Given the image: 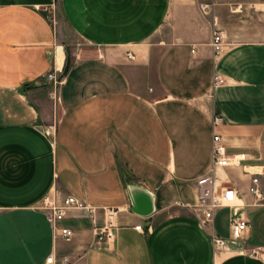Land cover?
<instances>
[{
  "label": "crops",
  "instance_id": "1",
  "mask_svg": "<svg viewBox=\"0 0 264 264\" xmlns=\"http://www.w3.org/2000/svg\"><path fill=\"white\" fill-rule=\"evenodd\" d=\"M62 22L85 47L70 53ZM216 132L241 161L215 171L238 199L212 227L193 205ZM256 170L264 191V0H0V264L51 253L73 264H264ZM55 191L97 208L99 222L118 209L113 239L96 242L83 208L61 222L72 239L56 238L38 208ZM137 193L151 214L133 211ZM234 209L250 224L243 239L232 237Z\"/></svg>",
  "mask_w": 264,
  "mask_h": 264
},
{
  "label": "built area",
  "instance_id": "2",
  "mask_svg": "<svg viewBox=\"0 0 264 264\" xmlns=\"http://www.w3.org/2000/svg\"><path fill=\"white\" fill-rule=\"evenodd\" d=\"M58 0H52V6L55 7ZM213 5H202L204 10H210ZM227 43L221 29L216 28L213 33L212 46L216 54L224 51ZM132 58L133 55L129 54ZM46 80L54 85V88L61 84L62 79L56 70L50 71L46 75ZM224 79L220 75L215 76V84L223 82ZM54 98H57V94ZM219 118L216 117L214 125L218 123ZM241 159L237 156L228 154L227 146L224 143L222 136L219 133L214 134L212 147V160L209 170L197 179L198 198L193 205V211L196 219L204 226H212L216 211L221 207H232L238 199V192L234 187H222L217 184L215 171L220 167H228L231 165H240ZM252 184L249 191L256 197V203L264 202V191L260 187L259 170L254 171ZM38 208L42 210L48 222L55 232L56 238H62L65 241H70L74 236L71 228L61 225V222L66 218L68 212L74 208L86 209L94 223V235L97 243L101 244L113 239L116 223L114 217L118 213V209L109 207L104 209V221L99 222L97 218V208L87 205L83 200L74 195L62 196L56 191L46 195L40 202ZM250 227L249 221L241 217L237 209L233 210L230 218V228L232 237L235 239H243ZM141 230L142 225L135 227ZM212 243L217 249L225 247L227 239L216 233L212 234ZM45 264H73L70 255L58 257L55 253H51L46 257Z\"/></svg>",
  "mask_w": 264,
  "mask_h": 264
},
{
  "label": "rangeland",
  "instance_id": "3",
  "mask_svg": "<svg viewBox=\"0 0 264 264\" xmlns=\"http://www.w3.org/2000/svg\"><path fill=\"white\" fill-rule=\"evenodd\" d=\"M60 27L64 36L65 45L69 49L70 53H72L76 48H83L86 46L81 38L76 35V33H74L65 23L62 22Z\"/></svg>",
  "mask_w": 264,
  "mask_h": 264
},
{
  "label": "water",
  "instance_id": "4",
  "mask_svg": "<svg viewBox=\"0 0 264 264\" xmlns=\"http://www.w3.org/2000/svg\"><path fill=\"white\" fill-rule=\"evenodd\" d=\"M132 209L141 215H149L152 213L153 206L151 198L147 195L137 193L133 196Z\"/></svg>",
  "mask_w": 264,
  "mask_h": 264
},
{
  "label": "trees",
  "instance_id": "5",
  "mask_svg": "<svg viewBox=\"0 0 264 264\" xmlns=\"http://www.w3.org/2000/svg\"><path fill=\"white\" fill-rule=\"evenodd\" d=\"M69 67V56H68V59H67V63H66V67H65V70H67Z\"/></svg>",
  "mask_w": 264,
  "mask_h": 264
},
{
  "label": "bare ground",
  "instance_id": "6",
  "mask_svg": "<svg viewBox=\"0 0 264 264\" xmlns=\"http://www.w3.org/2000/svg\"><path fill=\"white\" fill-rule=\"evenodd\" d=\"M62 64V63H61Z\"/></svg>",
  "mask_w": 264,
  "mask_h": 264
}]
</instances>
